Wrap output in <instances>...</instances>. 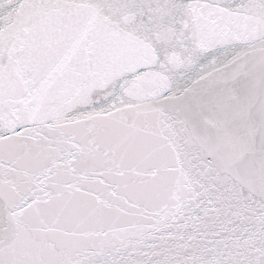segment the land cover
I'll return each mask as SVG.
<instances>
[{
    "label": "snow or ice",
    "instance_id": "obj_1",
    "mask_svg": "<svg viewBox=\"0 0 264 264\" xmlns=\"http://www.w3.org/2000/svg\"><path fill=\"white\" fill-rule=\"evenodd\" d=\"M0 264H264V0H0Z\"/></svg>",
    "mask_w": 264,
    "mask_h": 264
}]
</instances>
